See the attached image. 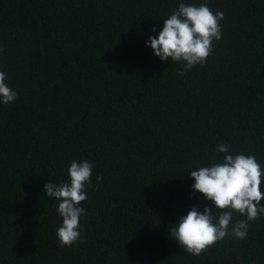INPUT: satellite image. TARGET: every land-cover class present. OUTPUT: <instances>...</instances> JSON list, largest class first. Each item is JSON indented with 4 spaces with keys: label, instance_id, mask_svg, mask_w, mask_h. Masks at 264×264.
<instances>
[{
    "label": "trees",
    "instance_id": "obj_1",
    "mask_svg": "<svg viewBox=\"0 0 264 264\" xmlns=\"http://www.w3.org/2000/svg\"><path fill=\"white\" fill-rule=\"evenodd\" d=\"M181 2L225 16L184 75L147 43ZM0 48L18 92L0 103V264H264V215L199 256L170 236L210 205L190 172L220 160L217 145L264 170V0H0ZM73 160L93 163V187L84 242L60 247L45 184Z\"/></svg>",
    "mask_w": 264,
    "mask_h": 264
},
{
    "label": "clouds",
    "instance_id": "obj_2",
    "mask_svg": "<svg viewBox=\"0 0 264 264\" xmlns=\"http://www.w3.org/2000/svg\"><path fill=\"white\" fill-rule=\"evenodd\" d=\"M222 11L213 12L207 3H179L170 16L164 19V26L158 37L149 36L147 43L161 60L181 64L178 74L184 75L197 65H204L213 51V44L222 38ZM155 27L153 32H155ZM3 52V48H0ZM7 73L0 71V103L14 102L18 92L6 83ZM220 160L190 172L195 191L202 193L210 205L201 212L193 207L182 215L170 230L184 250L199 256L202 252L231 235L243 240L247 237L249 222L264 215V170L254 155L229 151V145H217ZM93 163L88 160H73L68 168V181L59 184H45L46 194L58 201V214L62 224L57 229L60 247H71L83 243L80 218L86 214L81 206L86 201L87 189L93 187ZM102 183L103 176H97ZM233 213L244 219L233 222ZM231 225V227H230Z\"/></svg>",
    "mask_w": 264,
    "mask_h": 264
}]
</instances>
